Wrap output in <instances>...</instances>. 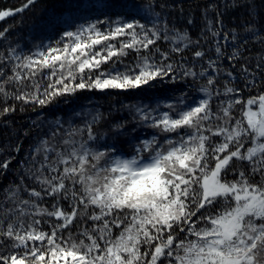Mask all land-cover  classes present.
I'll return each instance as SVG.
<instances>
[{
  "label": "snow or ice",
  "instance_id": "6c2138e0",
  "mask_svg": "<svg viewBox=\"0 0 264 264\" xmlns=\"http://www.w3.org/2000/svg\"><path fill=\"white\" fill-rule=\"evenodd\" d=\"M166 8L63 0L33 26L56 38L0 50L5 120L84 91L191 89L123 105L131 120L84 107L38 121L24 159L0 150V178L16 165L0 184V264H264V55H246L264 49V0H205L195 39ZM236 9L244 20L226 25Z\"/></svg>",
  "mask_w": 264,
  "mask_h": 264
},
{
  "label": "trees",
  "instance_id": "16d2710c",
  "mask_svg": "<svg viewBox=\"0 0 264 264\" xmlns=\"http://www.w3.org/2000/svg\"><path fill=\"white\" fill-rule=\"evenodd\" d=\"M26 0H0V9H16L22 6ZM63 0H37V2L30 6L22 13L0 21V30L8 27L11 31L8 33L6 40H0V50H8L7 46L12 45L18 49H23L27 52L33 45L39 43V37L45 42L48 37L56 38L51 33H38L33 31V26L39 24V21L44 19L51 9L59 10ZM160 3H166L169 8L163 10L165 13L171 15L165 18L170 21L172 25L180 30L188 29L192 38H196L200 33L202 25L201 13L203 11V4L205 0H159ZM156 3V0H144L145 8ZM260 3V0H257ZM175 5V7H172ZM199 5V7H198ZM244 9H236L230 11L225 15V24L233 26L241 23L244 18ZM192 19L194 24L189 25L187 21ZM161 47L167 48V44H162ZM251 51L246 53L253 62L259 59L260 55H264V49L259 44H249ZM185 55L190 56L191 52H186ZM131 59V57H129ZM105 67H108L107 65ZM175 90V91H173ZM191 90L184 85V82H165L163 84L157 83L155 88L148 90H136L121 92L119 90H108L106 92H97L95 90L88 92L77 93L74 97H60L57 103L49 105L43 109L39 107L33 111L32 106H27L24 111L18 110L7 117V119L0 118V150H11L16 145H20L21 151L17 154L16 159H24L26 154L31 151L32 146L38 143L41 129L34 125L38 121L44 122V130H47L49 123L56 118L61 120H68L73 111H80L84 107H98L101 112L108 115L110 119L120 121L122 119L131 120L129 112L123 105L133 104H150L154 103L155 98H160L163 95H179L180 91ZM67 101V103H65ZM37 112L40 116H37ZM78 119L79 118H74ZM129 131L132 125L129 124ZM147 134V133H145ZM127 148L128 146L125 145ZM16 176V165L13 164L12 171L6 178H0V184L8 185Z\"/></svg>",
  "mask_w": 264,
  "mask_h": 264
}]
</instances>
